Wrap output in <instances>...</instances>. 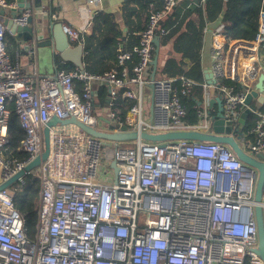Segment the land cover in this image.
<instances>
[{
	"label": "built area",
	"instance_id": "built-area-1",
	"mask_svg": "<svg viewBox=\"0 0 264 264\" xmlns=\"http://www.w3.org/2000/svg\"><path fill=\"white\" fill-rule=\"evenodd\" d=\"M182 1L166 0L159 8L152 4L139 43L131 50L119 43L116 66L98 73L81 68L43 76L25 72L7 52V29L0 17V187L43 154L44 127L52 117L75 118L110 133H118L121 125L153 134L209 131V91L193 105L199 120L191 123L184 99L196 81L180 75L156 76L152 82L145 75L155 37L168 33L162 24ZM2 6L16 7L17 0H0ZM34 13L26 8L14 23L28 25ZM226 26L220 18L203 30L211 35L209 86L218 90L223 118L232 122L236 136L248 107L245 100L258 91L264 73V5L254 38L233 39ZM63 30L74 41L81 39L80 30L65 24ZM98 84L109 86L108 105L96 106ZM146 88L154 93L151 108L143 103ZM121 98L131 102L125 115L117 104ZM253 113L254 125L244 128L239 139L243 150L255 156L264 150V113ZM13 115L25 132L18 146L25 159L7 155ZM50 147L43 162L0 190V264H264L257 253L258 170L227 144L113 141L67 123L50 127ZM30 174L40 185L33 237L14 202L17 184ZM262 198L264 216V194Z\"/></svg>",
	"mask_w": 264,
	"mask_h": 264
},
{
	"label": "trees",
	"instance_id": "trees-1",
	"mask_svg": "<svg viewBox=\"0 0 264 264\" xmlns=\"http://www.w3.org/2000/svg\"><path fill=\"white\" fill-rule=\"evenodd\" d=\"M12 2L14 0H7ZM139 1V0H138ZM152 2L153 0H147ZM155 1V0H154ZM166 0H161V6ZM203 0H196L194 5L183 12V8L188 3V0L181 2L179 6L172 10L171 15L168 17V22L164 21L163 26L168 31L166 35L160 37V47L167 46L171 44V51L167 53L164 61H160L161 55L159 57L158 64V74L160 77H173L177 75L184 74L190 79L197 82L194 86V92L190 99L185 102L189 107L190 117L189 121L191 123H196L199 119L196 115V110L193 104L196 103L195 100L202 99L203 87L201 83L203 82V74L201 68V56H202V45L204 40L203 27L206 22V17L202 12V21L199 25H196L191 20V15L197 11L196 2L200 3ZM163 2V3H162ZM206 12L208 17L212 20L217 18L223 19L226 23V33L233 39H252L256 36L258 32V19L261 12V8L264 5V0H205ZM158 4V5H159ZM145 13H146V6ZM115 17L108 13H99L96 17L94 24V31L92 36H87L84 40L85 50L87 52V59L92 60L94 54L97 52L102 53L106 56L102 57L106 61L112 59V63L105 71L115 67L117 64V45L123 40V32L120 30L116 32L115 29ZM167 18V19H168ZM148 15L146 17V22ZM104 36V39L98 38L99 36ZM133 35V33H132ZM139 37H137L138 39ZM100 39V41H97ZM139 40H137V44ZM193 56L194 64L190 69H187L185 59L188 56ZM88 70L96 71L95 68L101 67L102 63L97 65H90L87 62ZM162 75H160V73ZM119 110L122 115L126 114L131 102L127 99H120L118 101ZM257 118L255 113L251 114L246 121L245 130H249L251 126L254 125V121ZM9 137H10V149L7 151V155H17L18 157L25 159L24 154L18 152V146L21 140L25 136V132L18 125L15 115L12 116L9 124ZM14 192V202L21 215L24 217V223L28 227L29 236H33L36 231L37 225V212H38V201L40 185L39 180L33 175H26L25 183L18 184Z\"/></svg>",
	"mask_w": 264,
	"mask_h": 264
},
{
	"label": "water",
	"instance_id": "water-1",
	"mask_svg": "<svg viewBox=\"0 0 264 264\" xmlns=\"http://www.w3.org/2000/svg\"><path fill=\"white\" fill-rule=\"evenodd\" d=\"M80 4H86L89 0H75ZM30 8L35 11L34 15H32L29 19L28 25H17L14 23V18L21 14V12ZM64 8L63 2L60 0H17L16 7H0V17H3L4 25L6 26L7 31L11 32L13 35H16L17 39L22 41H31L36 42L39 48L46 47V53L48 55H52V57H56L59 55L63 57L65 60H71L78 68L84 69L83 65V50L84 44L83 41H80L77 46H72L68 34H66L63 30V22L60 16H56L54 11L56 9ZM42 16L43 22L40 24L37 22V17ZM47 21V22H44ZM46 30V37L43 38V31ZM155 43V54L150 62L149 66L146 67L145 75L148 76L152 82H154L157 73H158V64L160 57V36L157 35L154 40ZM213 72L210 69L206 73V78L209 82H212ZM258 91H253L248 94L245 104L248 106L246 110L240 115L239 118V131L237 136L234 135L233 132V124L232 122H226L223 118V105L221 99L218 97L214 98L215 88H211V100H210V108L214 106L215 103L219 105L218 111L215 114L211 115V127L209 131L203 132L197 129L187 130V131H174V132H160V133H148L146 131H129L128 127L125 125H121V130L118 133H110L104 131H97L94 127L88 126L81 121H77L75 118L70 119H61L59 120L57 117H52L47 125L44 127L43 132V154L37 159L30 162L26 165L25 169L20 171L18 174L14 175L10 179L7 180L3 185H1L0 190L6 189L8 186L13 184L18 178L25 176L27 171H31L35 167H37L41 162H43L50 153V127L67 124V123H75L79 127H82L85 131L90 133L91 135L97 138H103L106 140L113 141H128V140H137L144 139L151 142H163L174 139H185V140H200L205 142H218L224 143L230 146L238 159L247 163L248 165L254 166L258 170L255 198L257 205L255 207V216L257 217V227H258V236H259V246L257 248V253L264 261V216H263V207L261 205L264 194V150L262 153L258 155H249L247 154L241 144L237 139L240 138L242 130L246 126V121L249 116L253 114L257 109H261L264 106V73L260 76L257 83ZM153 87V84H151ZM109 89V86H108ZM110 89L108 92V96L106 99V104L110 102ZM255 99V102H253ZM212 112V111H211ZM100 118L109 123L110 129H114L113 124L109 122L105 116H100ZM113 167H115V171L117 174L118 169L116 168V164L113 162Z\"/></svg>",
	"mask_w": 264,
	"mask_h": 264
},
{
	"label": "crops",
	"instance_id": "crops-1",
	"mask_svg": "<svg viewBox=\"0 0 264 264\" xmlns=\"http://www.w3.org/2000/svg\"><path fill=\"white\" fill-rule=\"evenodd\" d=\"M63 2L64 8H58L56 11H54L56 16H60L61 20L63 22V25H68L76 30H80L82 36L81 39L78 41H74L69 35L70 42L72 46H77L80 41H83L87 36H92L94 33V24L96 17L99 15V13H108L112 14L115 18V29L117 31L123 32V40L119 43L123 44L124 47L127 50H131L135 45H137V37H139V34L146 26V17L148 15V9L153 4L156 7H161V0H153L152 2H149L147 0H89L86 4H80L78 1L75 0H60ZM196 0H188V3L183 8V12L190 9L195 4ZM204 1V0H203ZM196 2L197 11L194 12L191 15V20L196 24L199 25L202 21V12L204 13V16L206 17V22L203 27L210 22L216 21L220 18H217L215 20H212L210 17H208L206 12V3L205 2ZM184 2V0L182 1ZM163 3V2H162ZM159 4V5H158ZM180 5V4H179ZM178 5V6H179ZM146 6V13H145V7ZM42 16L37 17L38 24L43 22ZM169 18L164 20L168 22ZM223 20V19H222ZM47 22V21H44ZM202 29V30H203ZM46 30L43 31L44 34L42 36L43 38L46 37ZM133 33V35H132ZM204 34V40L202 45V56H201V68H202V74H203V82L201 83V86L203 87V95L202 99L195 100L197 102H201L204 99L205 90L209 91L211 88H215V86H209L210 82L206 78V73L212 68V59H211V35L210 33H205V30H203ZM6 44H7V52L10 54L13 61L16 63H19L22 69L32 74L34 70L38 72V74L41 76L43 75H53L56 73V71L63 69L66 71L73 70L75 68H78L71 60H65L63 57L56 55V57H52V55H48L46 52V47L39 48L37 44L35 47L32 46L31 41H20L17 39L16 35H13L11 32L7 31L6 33ZM98 38L104 39V36L98 35ZM100 41V39H97L96 43ZM118 43V44H119ZM171 44H168L167 46H164L165 54L167 55L168 52L171 51ZM162 47H160L161 50ZM83 65L84 69L86 71L92 72L88 70L87 62H90L91 66H95L98 63H102L101 67L95 68L96 71H93L92 73H98V72H104L105 68L107 69L112 63V59L105 60L102 57H105L100 52H97L94 54L91 61L87 59V52L85 50V44H84V50H83ZM161 53V51H160ZM166 56H164L165 59ZM136 61V60H135ZM187 69H190L191 66L194 64L193 56H188L185 59ZM263 62V63H262ZM262 66H264V60L262 61ZM132 63L129 64V67L132 68ZM184 75V74H181ZM158 76V73H157ZM180 76V75H177ZM175 77V76H173ZM173 77H160V78H173ZM197 83V82H196ZM206 85V86H203ZM96 89V106L98 105H107L106 99L108 96L109 89L105 84H98L95 85ZM77 90L79 92H82L81 90V84L77 83ZM194 92V91H193ZM192 92V93H193ZM153 91L151 88H146L144 92V99L143 103H146V107H148V104L155 103V98L153 97ZM211 95V93H210ZM192 96V95H191ZM190 96V97H191ZM190 97L185 98L184 101L187 102ZM220 98L218 90L215 88V95L214 98ZM212 98V97H211ZM255 102V100L253 101ZM188 103V102H187ZM187 106V104L185 103ZM194 105V104H193ZM192 105V106H193ZM150 107V106H149ZM148 107V108H149ZM190 107V106H188ZM219 105L217 103L214 104V106L211 108V111L213 114L217 113ZM151 108V107H150ZM261 112L264 113V106L261 108Z\"/></svg>",
	"mask_w": 264,
	"mask_h": 264
},
{
	"label": "rangeland",
	"instance_id": "rangeland-1",
	"mask_svg": "<svg viewBox=\"0 0 264 264\" xmlns=\"http://www.w3.org/2000/svg\"><path fill=\"white\" fill-rule=\"evenodd\" d=\"M160 55H161V59H160V61H164V60L162 59V57L166 56V54H165V50H164L163 47L161 48V53H160ZM159 73H160V75H162L161 72H159ZM158 77H160L159 74H158ZM236 136H237V135H236ZM237 140H238V142H239L242 146L244 145V143H243L240 139H237ZM108 151H109V152H112V150H110V149H107V152H108ZM103 158H104V154H103ZM17 186L20 187V185H18V184H17ZM31 237H33V236H31Z\"/></svg>",
	"mask_w": 264,
	"mask_h": 264
}]
</instances>
